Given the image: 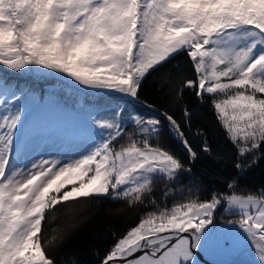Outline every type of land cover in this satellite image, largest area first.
<instances>
[{"label": "snow or ice", "instance_id": "1", "mask_svg": "<svg viewBox=\"0 0 264 264\" xmlns=\"http://www.w3.org/2000/svg\"><path fill=\"white\" fill-rule=\"evenodd\" d=\"M178 57L186 71H163ZM0 69V264H56L90 201L118 203L117 216L139 210L111 233L99 264H201V253L248 247L264 264V188L206 199L189 188L175 199L191 172L186 160L198 156L185 130L192 112L185 107L178 120L141 97L154 73L173 103L190 91L212 109L234 167L256 164L264 157V0H0ZM26 77H52L76 101L55 89L38 95ZM206 132L195 136L211 153ZM173 137L183 157L165 146ZM220 209L227 218L218 225Z\"/></svg>", "mask_w": 264, "mask_h": 264}, {"label": "trees", "instance_id": "2", "mask_svg": "<svg viewBox=\"0 0 264 264\" xmlns=\"http://www.w3.org/2000/svg\"><path fill=\"white\" fill-rule=\"evenodd\" d=\"M187 65L183 57H178L165 66L163 71H170L173 74L186 71ZM3 70L0 69V72ZM12 79L11 75L8 76ZM28 86L32 87L39 95L41 92L47 93L55 89L63 98V101L72 105L76 97L71 95L67 88L60 82L50 77L25 80ZM22 81V82H25ZM56 87V88H55ZM161 85L156 73L149 76L141 89V97H147L149 101L155 102L157 109H168L180 120L182 112L187 107L192 112V127L189 129L185 125L188 139L197 151L198 156L195 161L186 160V164L191 168V172L184 173L180 177L177 187H183L184 192L177 191L175 199L183 200L189 193L187 189L198 190L200 199H206L213 192H224L231 194L233 191L239 195L249 193L255 194L264 188V157L244 170H237L234 167L235 150L225 141L222 132L215 121L212 109L207 101L201 103L190 92L186 91L183 100L179 104L173 103V96L170 92H161ZM92 103L101 104L103 101L99 97L90 98ZM138 111L146 112L141 105H135ZM151 115L152 113H147ZM198 129H207L206 137L211 153L201 151L203 138H197L195 133ZM170 151L181 154L183 157L182 145L173 137L165 145ZM234 182V188H226L228 182ZM164 182L157 179L154 182L152 195L160 202ZM118 203L111 201H90L84 203L80 210L81 223L75 227L58 248L55 253L56 264H99L100 257L103 256L106 248L112 241V232L119 234L132 222L139 210L131 213H123L119 216L110 214V210L119 208ZM142 207V206H141ZM221 210V209H220ZM219 210V212H220ZM217 213V221L227 218L225 215ZM58 219L53 226L62 225L65 219L64 213H57Z\"/></svg>", "mask_w": 264, "mask_h": 264}, {"label": "rangeland", "instance_id": "3", "mask_svg": "<svg viewBox=\"0 0 264 264\" xmlns=\"http://www.w3.org/2000/svg\"><path fill=\"white\" fill-rule=\"evenodd\" d=\"M26 78L27 79L29 78V80H32V79L36 80L39 77H26ZM26 78H25V80H26ZM50 78H52V77H50ZM52 79H54V78H52ZM219 213L224 215L223 209H221ZM235 218H238V217H235ZM225 219L226 218H221V220L217 221V224L219 225V224L224 223ZM213 259L228 260V261H230V264H254V261H255L254 250L251 247H248L244 252H242L240 254L231 255V256H223V255H219V254L209 255V254H205V253L200 254L201 264H211V261Z\"/></svg>", "mask_w": 264, "mask_h": 264}]
</instances>
